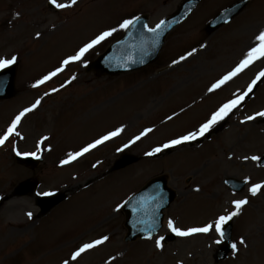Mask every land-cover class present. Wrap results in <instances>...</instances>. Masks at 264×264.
Returning a JSON list of instances; mask_svg holds the SVG:
<instances>
[{
    "label": "rangeland",
    "instance_id": "rangeland-1",
    "mask_svg": "<svg viewBox=\"0 0 264 264\" xmlns=\"http://www.w3.org/2000/svg\"><path fill=\"white\" fill-rule=\"evenodd\" d=\"M182 1L144 0L130 6L131 0H78L73 7L52 10L49 0H0V58L15 56L18 62V94L0 101V135L16 115L40 101L18 126L20 137L12 136L0 147V264H63L79 246L103 236L109 237L106 243L70 264H264V188L256 196L250 192L253 185H264L261 159H250L264 156V118L247 120L264 112V80L253 97L209 131V138L206 133L185 148L179 145L146 155L172 139L198 131L264 71L261 58L223 88L209 91L258 46L256 36L264 31V0H251L237 18L212 34L206 31V24L239 0H203L190 18L168 35L157 62L144 70L98 76L85 69L87 62L120 38L124 29L119 26L135 16L137 4L151 12L149 26L154 27ZM129 7L133 10L127 12ZM113 28L117 29L113 35L80 61L63 66V61L86 43ZM37 33L41 34L38 38ZM193 49H197L193 56L173 65ZM58 67L65 71L33 86ZM118 128L123 132L75 164L65 167L67 164L59 162L68 150L77 152ZM147 128L153 131L131 143ZM45 136L50 137L41 143ZM16 150L36 153L44 162L31 170L15 162ZM122 152L140 161L107 174ZM160 176L167 178L177 194L165 212L163 229L150 240L126 243V217L120 205ZM229 178L246 181L245 190L230 191L225 185ZM35 179L39 187L34 194L12 195L19 184ZM44 192H61L67 199L39 217L35 197ZM231 198L247 199L248 203L231 221L239 250L227 260L216 262L220 237L213 231L166 241L175 234L168 227L169 220L182 230L204 227L234 210ZM161 237L163 247L158 248L156 241ZM240 239L246 247L239 244Z\"/></svg>",
    "mask_w": 264,
    "mask_h": 264
},
{
    "label": "water",
    "instance_id": "water-1",
    "mask_svg": "<svg viewBox=\"0 0 264 264\" xmlns=\"http://www.w3.org/2000/svg\"><path fill=\"white\" fill-rule=\"evenodd\" d=\"M201 0H186L179 13L171 20L165 22L158 33L148 31L147 20L141 18L132 25L126 36L118 44L112 46L109 51L103 55L97 62L89 67V71L95 70L101 75H117L129 71H135L154 63L164 45L167 34L173 27L181 23L196 8ZM248 1H242L234 5L209 26L210 33L215 32L221 26L228 24L237 15H239L247 6ZM16 67H10L0 73V100L11 99L16 95L15 89ZM139 161V158L125 156L118 161L112 171H118ZM31 168H35L37 162L30 160L21 161ZM264 166V159L262 160ZM228 186L237 192H241L245 183L230 180ZM37 186V181L25 182L21 184L15 196L32 193ZM175 193L167 187L166 178H159L148 184L145 189L131 201L125 211L127 213V226L129 236L127 241H134L137 238L149 239V236L155 235L162 227L163 212L170 207L175 200ZM155 197V199H154ZM65 199L64 195H57L49 199H39L37 205L41 208L42 214H47L55 206ZM227 236L225 238L226 246L219 251L217 259L219 261L227 258L231 251L232 224L225 229ZM170 240H172L170 238Z\"/></svg>",
    "mask_w": 264,
    "mask_h": 264
},
{
    "label": "snow or ice",
    "instance_id": "snow-or-ice-1",
    "mask_svg": "<svg viewBox=\"0 0 264 264\" xmlns=\"http://www.w3.org/2000/svg\"><path fill=\"white\" fill-rule=\"evenodd\" d=\"M49 3L54 5L55 8L57 9H65V8H70L75 6L78 3V0H71L70 3H58L57 0H49ZM17 16L19 15L18 13L16 14ZM140 20V17H135L134 19H126L120 24V29L127 30L129 29L132 25L137 23ZM165 22L161 21L160 24L156 26V28H150L148 31L158 33L159 30L162 29L164 26ZM144 27H147L146 25ZM117 29L113 28L107 31L101 32L99 35H97L94 39H92L90 42L86 43L82 48L79 49V51L67 59L63 61V66H67L70 63L80 61L84 55L89 52L92 48H94L96 45H99L101 42L106 40L107 38L111 37L113 33ZM40 33H37V38L40 36ZM256 40L259 42L258 46L252 47L246 54V57L229 73L224 75L221 79H219L216 83H214L210 88L209 91L213 92L220 87H222L224 84H226L228 81L232 80L235 76H237L240 72H242L245 68L250 66L254 61L260 60L261 58H264V31L259 32V34L256 36ZM201 47H205L202 45ZM197 49H193L189 52H187L186 55H182L179 57V59L174 60L172 63L173 65L180 64L183 61L187 60L189 57L193 56ZM17 62V57L13 56L11 59L7 58H0V70L7 69L9 66L15 64ZM64 70V67H58L56 70L50 72L49 74L45 75L41 80L37 82L36 85H33L34 87L44 84L46 81L51 80L53 77L57 76L60 72ZM261 78H264V71H262L256 80H253L252 84H250L247 88V90L236 97L235 99L230 100L228 103H225L222 105L216 112H214L211 115V118L203 123L198 131L194 132H189L187 135H183L177 139H172L168 143L163 144L162 146L154 148L151 152L146 153V155L149 156H154L165 149L168 148H173L176 146H179L181 144L188 143L190 141H194L200 137H203L206 133L211 131V129L217 125L220 121L224 120L225 117L229 115L230 112H232L233 109L237 108L240 102H242L246 96H248L249 93L253 91V88L255 87L257 81ZM75 77H72V80H74ZM71 83V80L68 81ZM53 91H59V89H53ZM40 104V101L38 100L35 104H33L29 108H25L23 111H21L18 115L15 116L14 120L11 122V125L6 129V131L0 135V147H3L5 143L10 139L12 136H17L20 137V132L17 131L18 126L20 125L22 119L28 114L33 112ZM257 117L264 118V112H257L255 115L247 117L248 121L255 120ZM169 120L172 119L170 116L168 118ZM246 121H242L244 123ZM123 128H119L114 132L109 133L108 135H105L101 137L100 139L95 140L93 143L88 144L87 146L83 147L81 150L77 152H72L68 154V157L64 160L61 161L62 165L70 164L73 161L77 160L78 158L84 156L91 150L97 148L99 145L104 144L106 141L112 139L115 136H118L121 132H123ZM152 128H147L145 129L140 135L136 136L131 143H136V141L140 140L143 136L148 135L150 132H152ZM23 139V137H21ZM48 137H44L41 143L43 141L48 140ZM128 145H125L127 147ZM15 150V149H14ZM49 151L51 149H48ZM16 155L17 156H33L37 159L39 157L36 155V153H21L18 150H16ZM247 159V158H246ZM250 159L254 161H258L261 159L259 156H252ZM264 188V185L262 184H255L251 187L250 192L252 196H256L258 191ZM199 191V189H196ZM38 195H43V196H52L55 195L53 192H44V193H38ZM155 199V197H154ZM127 203V202H126ZM234 203V210L228 213L227 215H221L218 217V219L214 223H209L205 225L204 227H193L189 228L187 230H182L178 227L175 226L174 222L172 220L168 221V227L171 230V232L175 233V235L180 236V237H188L192 236L194 234H201V233H208L210 231H215L216 233L219 234L220 239L216 241V243H224L225 238L227 236V233L225 231V225H227L230 221L233 220L234 217L240 215L241 209L244 205L248 203L247 199H242V200H236L233 202ZM120 207H123V205H120ZM119 208H117V211ZM28 218H32V213L29 212L27 213ZM149 239L151 236L148 237ZM163 237H161L159 240L156 241V246L158 248H162L163 244L161 243L163 241ZM109 240L108 236H103L100 239H96L92 242L82 244L79 246L74 252L71 253L69 259H66L63 261V264H70V261H77L78 258L82 256L83 253H86L100 245H103ZM240 245L247 246L245 241L243 239H240L239 241ZM231 248L233 249V252H238V247L236 243L231 244ZM112 260H116V257H112Z\"/></svg>",
    "mask_w": 264,
    "mask_h": 264
},
{
    "label": "bare ground",
    "instance_id": "bare-ground-1",
    "mask_svg": "<svg viewBox=\"0 0 264 264\" xmlns=\"http://www.w3.org/2000/svg\"><path fill=\"white\" fill-rule=\"evenodd\" d=\"M258 34H259V33H258ZM44 36H46V34H45ZM256 45H258V43H257ZM263 80H264V79H263ZM261 82H262V81H261ZM261 82H260L259 84H261ZM259 84H258V85H259ZM258 85H257V86H258ZM256 88H257V87H256ZM255 91H256V89L253 91V93H254ZM253 93H252V94H253ZM248 98H249V97H248ZM90 114H95V115H96L97 113H96V112L93 113V112L91 111ZM183 147L185 148L186 146H182V148H183ZM178 148L180 149V147H178ZM225 177L227 178V177H229V175H228V174H225ZM234 201H235L234 198H231V202H232L231 205L234 204V203H233ZM231 205H230V208L232 207ZM233 207H234V206H233ZM191 238H192V237H191ZM189 239H190V238H189ZM186 240H187V239H186Z\"/></svg>",
    "mask_w": 264,
    "mask_h": 264
}]
</instances>
